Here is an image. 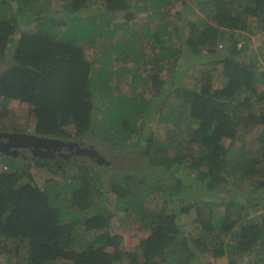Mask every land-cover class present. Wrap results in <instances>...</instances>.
I'll return each instance as SVG.
<instances>
[{
	"label": "trees",
	"instance_id": "1",
	"mask_svg": "<svg viewBox=\"0 0 264 264\" xmlns=\"http://www.w3.org/2000/svg\"><path fill=\"white\" fill-rule=\"evenodd\" d=\"M52 2L0 0V131L70 142L89 137L141 159L156 175L144 171L147 180L134 190L127 185L133 175L121 177L87 157L86 164L30 157L26 169L8 157L0 170V238L15 241L19 256L25 248L21 264H117L123 258L130 264H202L196 260L207 254L227 257L228 264L245 258V264H264V213L248 218L264 193V133L246 146L254 128L264 129V65L249 47L251 36L264 31V0H190L197 10L185 0H62L57 8ZM178 3L179 25L167 20ZM142 12L148 13L142 28L151 59L156 66L168 63L175 81L166 92V82L154 76L151 84L135 69L133 81L150 83L153 92L133 86L130 95L115 94L114 78L121 80L120 70L143 56L130 30ZM101 38L118 40L108 48L101 44L94 63L82 45L93 49ZM188 65H206L198 88L180 87L173 73ZM156 95L173 101L154 107ZM12 101L27 107L31 129L5 126ZM149 116L156 125L169 123L167 142L143 130ZM30 169L43 173L35 177ZM106 185L116 195L115 210L134 211L143 220L148 236H140L135 251H122L120 235L109 232ZM225 186L239 196L212 198L209 192ZM154 193L176 200L171 214H146L144 203ZM214 205L223 210L216 213ZM182 217H191L194 234L181 231ZM0 264L20 263L9 257Z\"/></svg>",
	"mask_w": 264,
	"mask_h": 264
},
{
	"label": "rangeland",
	"instance_id": "2",
	"mask_svg": "<svg viewBox=\"0 0 264 264\" xmlns=\"http://www.w3.org/2000/svg\"><path fill=\"white\" fill-rule=\"evenodd\" d=\"M54 1L55 3L52 2V7L54 6L57 8L59 7L58 6L59 4L62 5V0L61 1L54 0ZM185 2L188 3L192 8L197 10L195 3L190 2V0H185ZM181 6L183 5L178 3L174 6V8L170 10L169 12L170 16L167 18L168 21H171V23L173 21L179 25V21H177V19L179 18V15L175 14V12L177 10L178 12H180ZM146 15H148V13L146 12L136 14L138 18L131 23L132 25L130 27V30L135 31L136 33V36L134 38L136 41V47H137L136 49L137 50H139V48L144 49L143 56H141L140 58H136L135 65H133L132 63H128L126 64V70H120V73H122L121 80L114 78L115 80L112 84L111 90L115 94H121L123 92L126 95H130L131 91L133 90L132 89L133 86H135L137 88V92L146 90L148 92L147 95L149 96L150 95L149 93L153 92V90L151 92L148 91V89L151 90L152 82H150V79L154 76L159 77L161 81H164L166 82V84H168V86H166V92L171 90V86L173 85L172 83L175 81V80L173 81V78H171L172 73L170 71V65L168 63L159 62L158 66H156V64H154L151 59L152 52L150 50V45L147 40H144V29L142 28V26L146 22ZM120 19L122 20V18ZM115 22H117V20L114 21L113 23ZM151 28H153V25H151ZM173 30H175V28H172V27L168 28V32H170L172 36L174 35ZM216 32L217 30H214V33H212V35L215 34ZM117 40L118 38L107 39V40L103 38L97 39L96 43L90 46L93 49H90L89 46L86 47V45H82L86 59H88L89 61H93L94 63L97 62V60L101 56V50L103 48L102 46L106 45L105 47L108 48V45H113L114 42H117ZM178 40H179L178 38H175L174 43L175 44L179 43ZM212 41L215 42L216 39L213 37ZM101 44L103 45L101 46ZM250 45L251 46L249 47H252L251 50H253V56L254 57L256 56L257 58L258 66L261 65L263 67L264 65V31H260L259 33H255L253 36H251ZM242 49L245 51L248 48L243 46ZM96 65H101V64L97 63ZM194 66L188 65L183 68L178 67L173 71V73L178 72V75L180 76V78L177 79V82L180 87L183 86V87H188V88L190 87L198 88L199 86L202 85L201 82L204 80L203 75H204V70H205L204 68L206 65L202 66L203 69L200 67H194ZM135 69L137 73L140 75V77L142 76L144 78L147 77V80L151 84L149 83L147 87H143L140 83L134 82L130 74L133 73ZM168 97L171 98L172 94L170 93ZM164 98L165 97H161V95L154 96L153 98L154 107L162 108L163 106V108H166L168 107L167 106L168 103L173 101L170 99H166L167 103L166 102L163 103L162 100ZM261 107H263V105H261ZM7 110L9 111V114L7 115V118L4 121L5 126H7V128L17 124L19 126L22 125L20 127L25 126L26 129H31L32 125L30 124V122H27L26 120L27 111H28L26 106L21 105L16 101H12V102H9V104L7 105ZM164 113L166 114L167 110H165ZM149 117L144 118L145 121L142 124L143 130L147 133L148 136H155V138L159 142L161 143L167 142L168 140H167L165 129H166V125L167 124L169 125V123H164L163 125H158V124L156 125V122L154 121V119L151 116ZM14 121H16L17 123L14 124ZM19 126H15V127H19ZM261 133H264L263 128L261 127L254 128L248 135L249 138L247 139L248 142L246 146L251 147L253 144H256L255 138L258 136V134H261ZM87 138H88L87 141H86V138L83 141H81L83 144L82 147L86 148V147H89L88 146L89 144H91V146H93L92 148L95 147L97 149V151H95L96 157L94 159L87 157L88 159L91 160L89 163L95 164L94 163L95 161L101 162L103 164L107 163L111 165V168H114L113 170H115L117 175L118 174L121 175V177L122 176L124 177L126 175L127 176L133 175L135 178L133 180L127 181V185H129L130 188L135 190L136 186L141 185L140 180L142 179L147 180L146 172H149L150 175L152 176L156 175V173L153 171L154 168H150L149 165L147 167V165L146 164L144 165L143 163L141 165L139 164V162H142L141 159L135 160L132 158H126L124 154H118L117 152L113 151V149L106 148V146L94 142L93 139L89 137ZM238 146H239L238 142H236L233 145L235 149L239 148ZM128 151L131 152L132 154V152L134 151V148H130ZM29 158H30L29 154H26L25 159L18 157L17 160L15 161L17 162L19 166H22L26 169L27 168L26 164L28 163ZM87 158L86 156H83V155L74 154V155L66 157L65 159L68 162L86 164ZM92 160H95V161H92ZM7 162L9 163V158L6 156L0 155V170L2 169L6 170V168L3 167L2 163H7ZM143 166H146L147 170L144 169ZM33 171L35 172L34 173L35 177H39L40 173H43V171L41 170H36V171L33 170ZM33 171L31 172L33 173ZM144 171H146L145 174L143 173ZM40 183H42V179L40 180ZM226 188L227 187L225 186L222 189L220 188L218 191L215 190L209 193L213 194L212 198L215 197L217 201L222 200L224 197H229V198L236 197L237 198L239 196L236 188L231 187V186L228 187V189ZM105 191H106V200H107V205H108L107 208L109 212L111 213L113 212V217L109 224V232L111 235L121 236V249L124 252L125 251L127 252L135 251L140 241V236L141 235H144L145 237L148 236V232L145 231L144 229L143 220H141L138 216L134 215V211H129L128 213H124V211L122 210H119V209L115 210L114 208H115L116 195L111 192L110 188L107 185L105 187ZM219 196H222V198L219 199ZM150 200L151 202L148 199L144 203L145 212L146 214L150 216L158 214V213H163V212L164 214L169 215L174 211L175 207L177 206L175 199H170L168 197L165 198L162 195H160V193H154L153 195H151ZM257 203H259L260 205L259 208L255 211L254 209L249 210L248 218H254L264 213V193L261 194V197ZM179 209L180 208L177 207L176 211H178ZM212 209L216 213L220 212L221 210H223V205H218V206L214 205L212 206ZM190 220H191V217L181 218L180 228L183 233L187 234L189 232L191 234H194L196 232L191 226ZM231 233H228V235H225L223 239L227 241L229 238H231L232 236ZM0 248H4L7 251V253L0 252V262L5 261L7 258L11 257L12 262H17L21 264L22 262L21 259H24L26 256L25 248H20L21 250L19 252L21 253L20 256L17 254L16 242L12 240L9 241V240L0 238ZM197 252H200V251H197ZM11 253H14V254H11ZM240 261H242L240 262V264H245L246 258ZM196 262H201L202 264H228V259L227 257H221L218 259H214L211 257L210 254H207L206 256H203L202 259L197 258ZM57 264H64V263L57 262ZM117 264H130V262L128 263V260L126 258H123L121 263L119 262Z\"/></svg>",
	"mask_w": 264,
	"mask_h": 264
},
{
	"label": "flooded vegetation",
	"instance_id": "3",
	"mask_svg": "<svg viewBox=\"0 0 264 264\" xmlns=\"http://www.w3.org/2000/svg\"><path fill=\"white\" fill-rule=\"evenodd\" d=\"M1 133L9 135H0V149L7 153L6 157H11L14 160H17L18 157L25 159L26 154H29L30 157H42V155L47 154L48 156L50 155V157L54 158H66L74 153H82L81 151L85 150L70 141L36 136L28 132L21 133L17 131H2L0 134ZM12 134L20 135L14 136ZM25 135L35 136L37 139H30L31 137H26ZM88 155H91L90 157H96L91 152L88 153Z\"/></svg>",
	"mask_w": 264,
	"mask_h": 264
},
{
	"label": "clouds",
	"instance_id": "4",
	"mask_svg": "<svg viewBox=\"0 0 264 264\" xmlns=\"http://www.w3.org/2000/svg\"><path fill=\"white\" fill-rule=\"evenodd\" d=\"M0 132H2V131H0ZM65 141H67V140H65ZM72 143H74L75 145H77V146H80V148H82V149H85V150H82L81 152L82 153H78V155H83V156H86V157H88V158H91V159H94V157H90L88 154H84L83 152H85V151H90L91 153H93L95 156H96V154H95V151L92 149V147H86V148H83L82 147V142H72ZM66 153H67V151H66ZM75 154V153H74ZM73 154V155H74ZM0 155H2V156H7V155H4V154H1L0 153ZM75 155H77V154H75ZM71 156V155H70ZM11 158V157H10ZM43 158H46V157H43ZM46 159H59V158H57V157H47ZM62 159H65V158H62ZM14 160V159H13ZM120 238H121V236H120ZM123 251V250H122Z\"/></svg>",
	"mask_w": 264,
	"mask_h": 264
},
{
	"label": "water",
	"instance_id": "5",
	"mask_svg": "<svg viewBox=\"0 0 264 264\" xmlns=\"http://www.w3.org/2000/svg\"><path fill=\"white\" fill-rule=\"evenodd\" d=\"M0 135H1V136H8L9 134L1 133ZM12 135H14V136H19L20 134H12ZM25 136H26V137H31L30 139H33V138H34V139H37L35 136H31V135H25ZM0 153H1V154L4 153L5 155H7V153H5L4 151H2L1 149H0ZM83 153H84V154H86V153L88 154V153H90V151H85V152H83ZM42 157H46V158H47V157H50V155L48 156V155L46 154V155H42Z\"/></svg>",
	"mask_w": 264,
	"mask_h": 264
}]
</instances>
